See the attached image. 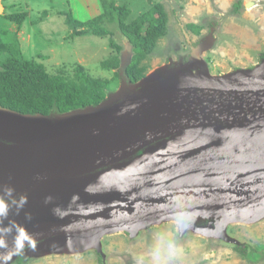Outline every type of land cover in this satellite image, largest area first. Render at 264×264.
Listing matches in <instances>:
<instances>
[{
	"label": "water",
	"instance_id": "1",
	"mask_svg": "<svg viewBox=\"0 0 264 264\" xmlns=\"http://www.w3.org/2000/svg\"><path fill=\"white\" fill-rule=\"evenodd\" d=\"M212 41L192 50L189 67L168 64L135 84L122 58L121 87L95 107L49 116L0 107V194L14 189L0 264L100 253L105 236L169 222L179 239L247 247L227 229L264 220V58L213 77L201 60Z\"/></svg>",
	"mask_w": 264,
	"mask_h": 264
},
{
	"label": "rangeland",
	"instance_id": "2",
	"mask_svg": "<svg viewBox=\"0 0 264 264\" xmlns=\"http://www.w3.org/2000/svg\"><path fill=\"white\" fill-rule=\"evenodd\" d=\"M116 6L126 5L130 14L126 23L159 4L166 15V33L146 55L145 76L168 64L189 67L192 50L212 39L201 60L207 74L223 77L258 66L264 55V0H114ZM241 1V9L233 5ZM249 4L250 7H246ZM0 16L26 12L27 19L20 30L4 21L1 28L16 31L19 55L42 63L49 74L72 77L73 68L80 65L92 78L111 79L117 73L113 92L121 87V59L132 58L125 38L115 26H108L112 37H97L88 33H73L65 23L69 9L72 17L85 22L101 12L98 0H0ZM43 12H46L44 15ZM187 24L199 27L195 35L185 29ZM125 54V55H124ZM6 55L0 54V59ZM117 58L116 69L101 64ZM127 59V58H126ZM157 233H169L177 245L171 264H264V220L255 224H230L227 234L247 247L246 256L224 242L206 240L192 232L178 238L176 225L164 223L152 226L133 239L126 233L105 236L100 253L86 252L79 256H48L31 259L24 264H139L149 251ZM16 264V263H15Z\"/></svg>",
	"mask_w": 264,
	"mask_h": 264
},
{
	"label": "trees",
	"instance_id": "3",
	"mask_svg": "<svg viewBox=\"0 0 264 264\" xmlns=\"http://www.w3.org/2000/svg\"><path fill=\"white\" fill-rule=\"evenodd\" d=\"M101 12L93 18L80 22L72 17L68 9L65 23L73 33H88L92 36L109 35L108 26H115L131 45L133 56L125 69V76L135 84L146 73L143 61L155 47L157 41L166 33V15L159 4L153 5L145 13L126 23L130 10L126 5L116 6L114 0H98ZM241 1L233 5L234 11L241 9ZM44 15L46 12H43ZM4 21L13 23L16 31L20 30L27 19L26 12H12L0 16ZM185 29L195 35L199 27L187 24ZM16 31L0 27V107L21 115L49 116L53 113L63 114L86 107H95L113 92L117 73L111 79L90 77L84 68H73L71 78L62 74H49L42 63L20 57L19 42ZM264 58V55H262ZM102 68L112 70L119 65L117 58H111L101 64ZM245 255V248H235ZM16 264H21L17 261Z\"/></svg>",
	"mask_w": 264,
	"mask_h": 264
},
{
	"label": "clouds",
	"instance_id": "4",
	"mask_svg": "<svg viewBox=\"0 0 264 264\" xmlns=\"http://www.w3.org/2000/svg\"><path fill=\"white\" fill-rule=\"evenodd\" d=\"M14 189L6 188L3 194H0V217H6L9 212V202L4 198L11 195ZM48 200L51 197L47 198ZM27 202L26 197L21 196L19 203L22 207ZM55 211H59L58 209ZM180 225L176 223V229L179 230ZM19 235H24L22 230ZM19 243V242H18ZM177 254V245L175 240L169 233H157L153 239V243L147 252L146 258L141 257L139 264H171L173 258Z\"/></svg>",
	"mask_w": 264,
	"mask_h": 264
},
{
	"label": "crops",
	"instance_id": "5",
	"mask_svg": "<svg viewBox=\"0 0 264 264\" xmlns=\"http://www.w3.org/2000/svg\"><path fill=\"white\" fill-rule=\"evenodd\" d=\"M3 8V7H2ZM4 9V8H3ZM3 24L2 20H1V17H0V26Z\"/></svg>",
	"mask_w": 264,
	"mask_h": 264
},
{
	"label": "flooded vegetation",
	"instance_id": "6",
	"mask_svg": "<svg viewBox=\"0 0 264 264\" xmlns=\"http://www.w3.org/2000/svg\"><path fill=\"white\" fill-rule=\"evenodd\" d=\"M243 248V247H242ZM245 251H246V249H245Z\"/></svg>",
	"mask_w": 264,
	"mask_h": 264
},
{
	"label": "bare ground",
	"instance_id": "7",
	"mask_svg": "<svg viewBox=\"0 0 264 264\" xmlns=\"http://www.w3.org/2000/svg\"><path fill=\"white\" fill-rule=\"evenodd\" d=\"M249 7H250V6H249ZM249 7H248V8H249Z\"/></svg>",
	"mask_w": 264,
	"mask_h": 264
}]
</instances>
